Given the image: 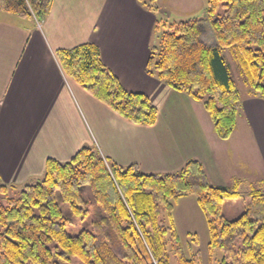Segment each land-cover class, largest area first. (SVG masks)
<instances>
[{
  "label": "trees",
  "instance_id": "obj_1",
  "mask_svg": "<svg viewBox=\"0 0 264 264\" xmlns=\"http://www.w3.org/2000/svg\"><path fill=\"white\" fill-rule=\"evenodd\" d=\"M136 1L158 12L156 0ZM53 3L0 0V12L41 24ZM204 25L213 45L202 40ZM226 49L249 94L264 100V0H206L202 19L168 26L145 66L147 75L200 103L222 141L235 132L241 103L222 57ZM55 55L67 78L116 115L155 124L156 108L121 86L95 45ZM0 195V264H198L186 257L172 221V202L188 196L205 218L208 252H222L219 264H264V191L249 194L244 213L228 221L223 203L240 195L211 185L194 160L175 174H143L83 147L66 163L47 160L43 177L21 188L0 180Z\"/></svg>",
  "mask_w": 264,
  "mask_h": 264
},
{
  "label": "crops",
  "instance_id": "obj_2",
  "mask_svg": "<svg viewBox=\"0 0 264 264\" xmlns=\"http://www.w3.org/2000/svg\"><path fill=\"white\" fill-rule=\"evenodd\" d=\"M0 13L2 184L23 187L43 177L47 160L66 163L97 146L143 174H175L194 160L213 186L264 191V100L241 96L236 130L219 140L200 103L146 74L157 20L136 0H54L39 25ZM86 43L126 91L148 98L153 126L125 121L64 75L55 53Z\"/></svg>",
  "mask_w": 264,
  "mask_h": 264
},
{
  "label": "rangeland",
  "instance_id": "obj_3",
  "mask_svg": "<svg viewBox=\"0 0 264 264\" xmlns=\"http://www.w3.org/2000/svg\"><path fill=\"white\" fill-rule=\"evenodd\" d=\"M156 3L158 12L155 13V16L158 30L156 29L151 36L152 47L159 45L161 34L167 30L170 24L185 22L190 19H202L206 10V0H156ZM3 16L9 15L5 14ZM201 30L202 40L208 45H213L214 42L207 26H202ZM222 57L232 80L240 91V95L245 96L249 91V86L238 63L232 57L231 49L223 50ZM95 147L97 148V146ZM254 160L253 155V162H255ZM38 180L35 179L32 182ZM17 187L21 188L22 185ZM255 190V185L253 187L249 185L241 186L238 190L241 194L240 197L224 202L222 207L224 218L228 221L237 220L244 213L245 206L249 202L248 195ZM172 204V221L186 257L195 256L198 264H219L222 260V252L219 249L214 250L211 254L208 252L209 236L206 222L195 198L192 196L184 197L172 202Z\"/></svg>",
  "mask_w": 264,
  "mask_h": 264
},
{
  "label": "built area",
  "instance_id": "obj_4",
  "mask_svg": "<svg viewBox=\"0 0 264 264\" xmlns=\"http://www.w3.org/2000/svg\"><path fill=\"white\" fill-rule=\"evenodd\" d=\"M39 25V24H38Z\"/></svg>",
  "mask_w": 264,
  "mask_h": 264
}]
</instances>
